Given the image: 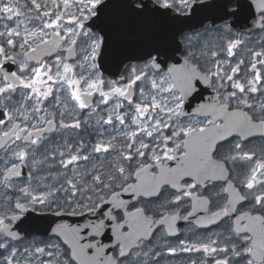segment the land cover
<instances>
[{"label":"snow or ice","instance_id":"snow-or-ice-1","mask_svg":"<svg viewBox=\"0 0 264 264\" xmlns=\"http://www.w3.org/2000/svg\"><path fill=\"white\" fill-rule=\"evenodd\" d=\"M0 264H264V0H0Z\"/></svg>","mask_w":264,"mask_h":264},{"label":"flooded vegetation","instance_id":"flooded-vegetation-1","mask_svg":"<svg viewBox=\"0 0 264 264\" xmlns=\"http://www.w3.org/2000/svg\"><path fill=\"white\" fill-rule=\"evenodd\" d=\"M104 76H105L106 78H108V79H118V77L112 76V75H110L109 73H104ZM180 223H181V225L183 224V222H180Z\"/></svg>","mask_w":264,"mask_h":264},{"label":"water","instance_id":"water-1","mask_svg":"<svg viewBox=\"0 0 264 264\" xmlns=\"http://www.w3.org/2000/svg\"><path fill=\"white\" fill-rule=\"evenodd\" d=\"M114 2H115V3H118L119 0H114ZM113 11L116 12V13H118V12H119V9H118V8H114ZM112 76H113V75H112ZM115 77H117V76H115ZM126 198H127V197H126ZM67 219L71 220V219H73V218H67Z\"/></svg>","mask_w":264,"mask_h":264}]
</instances>
